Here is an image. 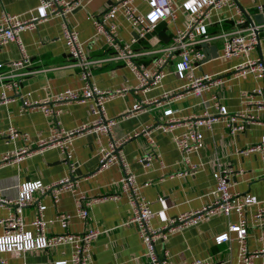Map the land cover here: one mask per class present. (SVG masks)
<instances>
[{"label":"crops","instance_id":"obj_1","mask_svg":"<svg viewBox=\"0 0 264 264\" xmlns=\"http://www.w3.org/2000/svg\"><path fill=\"white\" fill-rule=\"evenodd\" d=\"M113 0H78V4L67 16V23L78 32L83 42L86 57L91 62L90 70L101 89H122V93L109 99L105 106V118L114 120L111 135L122 138L132 135L141 128L152 129V141L143 135L132 136L124 140L121 150L141 185V193L156 212L151 220L153 227L164 225L169 218L183 213L197 211L214 201L216 187L213 173L221 168L228 169L230 191L244 195L250 202L244 214L247 219L246 246L252 252L261 249L260 235L264 227L253 221L254 213L264 207V181L262 180V159L259 152L241 153L240 150L261 141L264 137V111L259 110L256 101L263 95H253L247 103L243 93L261 88L264 91V77H255L245 70L238 71L235 66L245 60V56L230 58L220 57L223 40L233 35L246 34L253 29L245 24V13L253 18L260 13L257 6L264 0H234L231 6L215 10L208 18L207 33L211 45L218 48V57L203 62L196 69V74L209 73L221 78V83L200 96L186 95L181 99L166 101L163 93L176 91L183 81L174 74V63L165 67L166 75L158 87L141 92L138 81L121 62L109 60L111 51L106 46L102 34L97 33L93 17L104 11ZM141 11L147 6L143 0H135ZM176 8L174 21H160L156 29L145 39L137 40L132 48L136 52V61L145 65L159 56V50L166 45L176 28L185 24V0H172ZM0 10H5L20 17L31 14L40 15L39 0H0ZM117 25V36L123 41H130L135 36L133 28L120 13L110 19ZM259 29L257 43L248 52L250 58H264V23L256 24ZM164 31L168 42L158 36ZM19 38L24 51L31 57L30 63L23 69L9 72L4 66V74H18L15 88H4L0 84V131L9 126L20 133H26L28 140L18 136L13 141H6L0 136V157L20 147L34 149L35 142L47 138L52 131L73 129L88 122L92 116L89 103L69 102L60 105V112L46 115L39 104L69 88L82 85L79 68L73 64L66 40L63 36L61 19L53 17L41 21L34 29H23ZM202 48V46H201ZM22 51L16 42L0 47V63L18 60ZM12 78L6 77L3 82ZM2 93L7 99L1 100ZM216 93L221 104L229 112L247 109L251 114H258L259 119L246 124L242 131L231 134L222 120L211 127L201 126L202 146L189 154L187 161L182 159L174 139L186 131L184 118L200 115L204 111L214 113L210 99ZM158 100L160 104L152 100ZM255 104H254V102ZM141 102L144 110L132 111L135 103ZM31 103V104H29ZM253 103V104H252ZM175 110L172 116L180 121L170 130L162 131L156 126L164 122L163 110ZM108 136L87 133L74 137L70 155L59 147H45L21 159L18 163L0 166V189L6 198L17 196L18 185L26 181L40 180L45 184L71 175L78 180V189L89 198L97 199L89 207L88 215L82 219L76 215L74 197L63 192L54 202L50 195H33V202L24 210V221L28 229L33 219L37 204L45 205L42 217L47 235L61 233H82L91 229L99 231L91 243V259L88 264H146L145 246L136 226L130 221L131 208L126 196L112 199L110 196L120 193L119 178L122 167L119 163L105 169H99V151L107 144ZM150 156L143 163L137 160ZM75 163L73 170L71 163ZM195 165L196 168H191ZM9 210L0 207V218ZM58 213L71 215L66 228H62L56 219ZM235 211L228 216L221 212L209 218L198 219L193 225L170 234L164 244L157 242L160 255L165 253L167 264H190L194 259H203L209 264H239L238 233L229 232V238L221 243L215 237L227 232L228 227L238 221ZM2 226H0V234ZM71 244H61L38 250H29L17 254L3 253L10 264H56L57 261L69 262ZM252 264H264V253L253 257Z\"/></svg>","mask_w":264,"mask_h":264},{"label":"built area","instance_id":"obj_2","mask_svg":"<svg viewBox=\"0 0 264 264\" xmlns=\"http://www.w3.org/2000/svg\"><path fill=\"white\" fill-rule=\"evenodd\" d=\"M147 6L145 11H141L135 4V0H113L111 4L101 13L93 17V24L97 31L103 35L106 46L111 51L109 60L121 61L137 79V88L141 92L158 87L166 75L165 67L174 63V74L183 81V84L176 91H166L163 97L166 101L181 99L186 95L200 96L203 92L211 90L212 87L221 83V78L217 75L202 73L196 74V69L202 65L204 53L201 45L208 42L207 26L208 18L215 10L231 6L234 0H185L186 19L181 28H176L172 39L159 50V56L150 65L138 63L136 52L132 45L137 40L145 39L147 35L156 29L160 21H174L176 18V8L173 7L172 0H143ZM78 4V0H39L41 14H31L28 17H20L5 10H0V47L10 42H16L22 56L18 60L0 63V70L6 66L9 72L13 73L17 69L25 68L31 57L24 51L19 38V32L23 29H34L41 21L53 17L61 19L63 36L66 40L69 54L73 59V64L79 68L82 85L78 88H69L63 92L44 99L39 104L41 110L46 115H57L60 112V105L69 102H88L92 118L82 125L73 129H61L52 131L47 138L37 140L34 149L20 147L11 152H7L0 157V166L18 163L21 159L30 156L33 152L45 147H59L66 151L67 157L70 155V147L74 137L94 133L108 136L107 144L99 151V169L119 163L122 173L119 178L120 193L110 196L119 198L126 196L131 208L130 221L134 223L140 239L145 246L146 264H167L165 253L160 255L156 249V243L162 244L169 235L175 231L193 225L198 219L209 218L215 213L221 212L228 216L232 211L238 214V221L228 227V231L215 237L216 243H221L229 238V232L238 233L239 243V264H252L253 257L258 253H264V233L260 235L262 248L255 251H248L246 246L247 219L244 211L250 203L248 199L239 193L230 191L229 170L221 168L213 173L216 187L213 193L216 195L214 201L205 207L194 211L183 213L169 220L159 227L151 225L152 218L156 215L149 205V202L141 193V185L137 183L136 175L130 170L129 164L124 158L121 146L127 138L143 135L148 141H152L151 128H141L134 131L132 135L122 138H115L111 135L114 120L106 119V102L114 96L122 93V89H101L93 78L90 70L91 62L87 59L83 42L79 39L78 32L67 23V16L73 12ZM259 12L264 17L262 5L257 6ZM120 13L125 21L133 28L135 36L130 41H123L117 36V25L110 22V19ZM257 43V34L250 31L246 34L233 35L223 40V48L220 57L230 58L234 56H245V60L235 66L238 71L245 70L255 77H264V58H250L248 52ZM20 73L4 74L0 71V84L4 88H15L17 86L15 78ZM12 78L8 82H3L4 78ZM261 88L252 89L243 96L247 103H251L253 95H263ZM7 96L2 93L1 100H6ZM210 99L215 108L214 113L204 111L200 115H192L184 118L187 129L182 134L175 137L174 142L182 159L187 161L190 153L197 151L202 146L201 126L211 127L217 121H224L231 134L242 131L246 124L259 119L258 114H251L247 109L229 112L224 104H221L216 93H212ZM160 104L158 100H152ZM254 102V101H253ZM31 104V103H29ZM253 104V103H252ZM255 104V102H254ZM259 110L264 111V99L256 101ZM144 105L139 102L133 105L132 111L144 110ZM174 109L166 108L163 116L166 120L156 128L167 131L180 124L172 114ZM0 136L6 141H13L18 136L28 140L26 133H20L15 127L9 126L0 131ZM241 153L259 152L262 159V180L264 181V137L261 141L241 149ZM150 156L139 158L137 161L143 163L150 160ZM75 163L70 164L71 170ZM193 169L196 168L192 165ZM63 192H69L74 197L76 215L85 219L88 215L89 207L97 199L89 198L84 192L78 189V180L71 175H66L57 181L45 184L40 180L26 181L18 185L17 196L14 199L6 198L0 189V207L7 208L8 214L0 218L2 232L0 234V264H10L3 253H21L29 250H38L54 247L61 244H71L72 252L69 259L71 264H88L91 259V243L97 237L99 231L91 229L82 233H61L47 235L45 221L42 213L45 205L38 203L36 213L29 225L26 227L24 221V210L33 202V195L39 193L44 196L50 195L56 202ZM71 215L68 213H58L56 219L62 228H66ZM253 221L264 227V207L259 208L252 217ZM67 260L57 261L56 264H66ZM138 264V263H133ZM190 264H209L203 259H194Z\"/></svg>","mask_w":264,"mask_h":264},{"label":"water","instance_id":"obj_3","mask_svg":"<svg viewBox=\"0 0 264 264\" xmlns=\"http://www.w3.org/2000/svg\"><path fill=\"white\" fill-rule=\"evenodd\" d=\"M245 18H246L245 20L246 26H250L253 29V31L256 34H258L259 29L255 28V25L264 23L263 15L261 13H257L253 15V18H251L245 13ZM158 36L163 42H168V36L164 33V31H159ZM201 46H202V51L204 53V58L202 59V63L218 57L219 53L216 45H211L209 44V42H203Z\"/></svg>","mask_w":264,"mask_h":264}]
</instances>
